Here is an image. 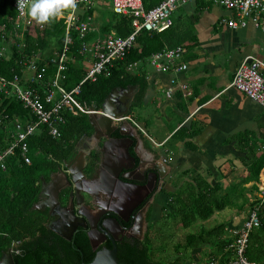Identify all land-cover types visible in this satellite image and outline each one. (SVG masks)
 Returning a JSON list of instances; mask_svg holds the SVG:
<instances>
[{"label":"trees","instance_id":"trees-1","mask_svg":"<svg viewBox=\"0 0 264 264\" xmlns=\"http://www.w3.org/2000/svg\"><path fill=\"white\" fill-rule=\"evenodd\" d=\"M14 1L0 0V27H7L8 36L9 31L14 29L10 22V17L16 16ZM162 1L144 0V4L147 9H151ZM95 9L89 10V15H93ZM111 11L113 16L108 24L102 29L91 32L88 39L104 37L113 32L123 37L132 33L131 19ZM45 32L48 42L60 45L46 56L49 57L54 51L63 48L66 19L59 15ZM189 34V30H181L178 26H173L161 33L142 31L137 39L138 46L134 47L124 60L117 62L108 74L98 76L95 81L88 80L81 86L80 94L74 96L77 114L73 112L66 114V122L61 127L62 139H54L47 127L41 126L40 130L29 139V155L32 164H25L19 151L8 159L7 171L0 172V261L15 242H20L21 251L20 254H14L16 264H82L83 262L90 264L94 260V255H88V245L87 247L76 242L74 246L72 242L66 241L47 226V215L34 209L41 191V177L48 176L51 170L55 169L58 161L71 160L76 153L79 141L84 136L93 135L94 129L85 111L89 109L101 111L105 100L114 89L136 87L137 93L131 109L142 107L148 91V72L144 66L150 65V58L156 52L167 47L174 49L186 46ZM46 39L40 40L28 34L23 35V40L19 39L21 42L19 48H14L12 58L0 61V81L4 78H13L15 75L21 77L24 71L21 61L39 52L42 54V51L46 50ZM71 39L72 54L77 61L82 60L78 35L73 32ZM0 43H2L1 38ZM135 62L139 63L141 71L133 73L128 70V65ZM55 72V68L50 66L44 79L49 81ZM86 75L82 68H77L71 63L66 88L72 90L84 80ZM32 87L38 86L34 83ZM17 120L23 123L34 122L36 117L15 97H7L0 93V146H4L5 141H12L10 132ZM196 134L197 131L183 128L174 135V138H190ZM237 141L239 151L247 154L244 164L250 169V178L244 182L257 181L264 169V150L261 151L258 145L259 141L264 143V134L258 137L252 132L241 133L237 136ZM187 147L195 149L190 142L187 143ZM193 174V180L198 183V190L172 193L168 205L173 209L170 216L184 229L190 228L199 219H209L215 212L223 211L231 205L227 196L219 195V191L222 190L220 185L213 186L205 183L203 181L205 178L203 179L197 171H193ZM260 216L262 224L250 236L247 257L252 262L264 263V210ZM225 229V224H221L209 231L203 229L199 235L190 234L187 236V244L193 248H198L201 244L210 245V247L219 244L222 251L223 246L227 247L231 242L227 239H219ZM52 242L57 248L52 247ZM52 253L56 255L52 256ZM152 254L147 241L144 246L130 247L125 256L119 257V262L122 264H185L180 258L167 263L156 261ZM83 255L84 258H82ZM211 255L221 256L222 264L230 259V254L225 251Z\"/></svg>","mask_w":264,"mask_h":264},{"label":"built area","instance_id":"built-area-1","mask_svg":"<svg viewBox=\"0 0 264 264\" xmlns=\"http://www.w3.org/2000/svg\"><path fill=\"white\" fill-rule=\"evenodd\" d=\"M103 0H74L75 7L70 4L62 10L61 17L66 19V35L63 48L54 51L49 57L43 58L39 52L31 58L21 61L24 68L22 76L15 75L10 79L0 81V93L7 97H15L23 103L35 117L36 121L20 122L15 121L10 132L12 141H5L4 146H0V172L7 171L8 159L20 152L25 164L31 165L32 159L29 155V139L41 128L46 126L49 134L57 140L62 139L61 127L66 122V114L73 112L77 114L74 103V96L81 92V86L88 80L95 81L103 74H108L119 61L126 58L127 54L137 47V39L142 31L161 33L174 26V15L176 11L191 3L199 1H210L214 5L229 12L231 16L223 18L221 24L231 29H241L253 27L264 32V0H163L158 6L147 9L144 0H111L114 13L131 19L133 31L126 37L116 33L107 36H99L88 39L91 32L97 31L94 28L95 16L89 15V10L96 8ZM24 6L14 1L16 16L10 17L11 25L15 31H24L25 24L30 19L28 7L31 0H23ZM78 35L81 42L79 53L83 57H90V68L84 80L72 90L66 88L68 80L69 65L75 61V56L71 52L72 33ZM6 26L0 27V38L6 41L8 38ZM23 40V35L18 36ZM5 47L0 43V61L5 59ZM187 53L185 46L177 48H165L154 53L150 58V66L157 71H172L180 73L189 69V64L183 61ZM139 65L138 62L128 65V70L133 71ZM55 68V75L49 80L44 76L48 68ZM25 71L31 74L25 77ZM38 87H32L33 84ZM172 87L166 92L171 97L176 92H182L186 97L189 92V85L186 82L180 83L172 79ZM232 87L237 88L249 99L253 100L264 108V60L248 56L241 63L235 72ZM90 113V111H85ZM129 119L139 126L130 116ZM154 144L158 145L155 141ZM257 198L253 205L249 207L247 216L240 227L231 230V241L225 252L230 254V259L224 264H264L252 262L247 257L250 236L258 229L261 222V213L264 210V179L257 184ZM20 242H15L11 251L13 254H20ZM204 264H222V257L210 255Z\"/></svg>","mask_w":264,"mask_h":264},{"label":"crops","instance_id":"crops-1","mask_svg":"<svg viewBox=\"0 0 264 264\" xmlns=\"http://www.w3.org/2000/svg\"><path fill=\"white\" fill-rule=\"evenodd\" d=\"M183 15H192L194 22H183ZM94 16L96 19V9ZM230 16L229 12L210 1L179 8L174 15V26L190 31L185 46L187 53L183 58L189 69L180 73L171 70L163 72L148 65L145 100L142 107L131 109L134 114H130L151 147L155 149V141L161 145L158 147L167 149L171 171L176 168L180 171L193 170L208 179L217 178L220 174L221 179L227 182L224 174L229 171L232 162L240 168L244 162L242 159L247 157L238 149L237 136L246 132L258 137L264 134V108L232 87L235 72L246 57L264 60V32L250 26L231 29L222 25L221 20ZM223 30L230 31L229 36H234L235 42L226 43L224 39L228 35L224 36L226 33H222ZM89 58L75 59L72 64L87 73ZM30 74L25 71L24 76L29 77ZM172 79L189 85L186 97L180 91L171 97L166 95L172 87ZM133 89L132 100L137 93V88ZM140 110L147 113L152 110L154 113L136 115V111ZM183 128L197 131V134L190 138H174ZM188 142L195 149L188 148ZM258 145L262 151L264 143L259 141Z\"/></svg>","mask_w":264,"mask_h":264},{"label":"flooded vegetation","instance_id":"flooded-vegetation-1","mask_svg":"<svg viewBox=\"0 0 264 264\" xmlns=\"http://www.w3.org/2000/svg\"><path fill=\"white\" fill-rule=\"evenodd\" d=\"M117 105L124 108L123 104ZM94 135L95 131L90 137L84 136L71 160L58 161L48 176L41 177V191L34 209L47 215L49 228L56 220H61L53 198L55 184L61 183L65 187L59 197L61 207L72 209L73 206L74 218L85 220V226L79 225L71 240L62 238L74 246L76 242L88 245V255L94 257L100 251L113 249L116 243L119 259L125 256L130 247L147 243L153 207L159 202L157 198L167 189L170 164L147 143L142 134L141 140L133 144L123 140L118 132L113 135L112 141L105 138L95 140ZM69 170L74 172V176L84 174L80 179L81 186L90 192L85 194V202L79 209L76 203L72 205L70 193L73 187L65 180ZM114 171L120 173L119 181L113 182L111 179ZM68 178L72 180V176ZM44 184L49 187L42 190ZM54 213L57 215L54 216ZM52 247L57 248L53 242ZM55 255L52 253V256Z\"/></svg>","mask_w":264,"mask_h":264},{"label":"rangeland","instance_id":"rangeland-1","mask_svg":"<svg viewBox=\"0 0 264 264\" xmlns=\"http://www.w3.org/2000/svg\"><path fill=\"white\" fill-rule=\"evenodd\" d=\"M110 2L111 0H104L98 3V6L96 8V24L93 25L94 28H104L113 16V13L111 11L112 5L110 4ZM56 18L48 23L40 24L34 18L30 17L29 21L24 26L26 30L18 32L14 29L10 30L9 36L6 41L4 42L1 40V46H4L6 49L4 52L5 59H11L14 48H19L18 46L21 42L19 40L20 38L17 37V35L26 36L28 34L35 39L44 40L47 37L45 31L54 24ZM186 20L194 22V18L192 17V15H183L182 21L187 22ZM178 21L179 20H177V23ZM222 33H226L224 36L228 35L224 39L226 43H229L230 41L235 42L234 36H231L233 38V41L229 36L230 31L223 30ZM190 43L192 44V42ZM58 46L60 47V45H57V43L47 41V46L45 48L46 50L44 52L42 51L43 58L45 59L46 56L51 51L57 49L56 47ZM226 49L228 50L230 48ZM223 58H225V55H223ZM144 68L147 69L148 67L144 66ZM135 71H141V66L138 65L132 72L135 73ZM244 99L247 100L246 97H244ZM93 110L94 109H89L88 111ZM140 111L141 112L136 111V115H142L143 113L147 116L154 113V111L152 110H150L149 113H147V111ZM154 147L155 151L161 157L167 159V149L157 146ZM237 159H240V157H238ZM245 160H247V157L242 159V161ZM233 166L234 168H232ZM193 175V170L180 171L178 168H176L175 170L173 169L167 180V189L164 190V193L157 198V201L159 202L153 207V214L151 216L149 227L148 244L150 247V251L151 253H153L152 255H154V259L156 261L167 263L180 258L185 264H204L212 253H223L226 249V246H223L224 249L222 250V252V247L219 244L211 247L210 245L203 244H201L198 248L189 247L187 244V236L190 234L199 235L203 229L209 231L210 229L215 228L221 224H225L226 229L219 239L229 240V237H231L232 235L231 230L236 229L242 225L244 218L247 216L249 207L253 205L257 198V184H261L262 179H264V169L262 170L261 175L257 181L249 180L248 182H244L245 180L250 178V169L244 164V162L242 163V167L240 168L238 166H235L234 162H232L229 171L224 174L226 175V179H228V182L227 180L224 181L223 179H221L222 176H220V174V177L218 176L214 179H208L207 177H205V179L203 178V181L207 184L210 183L213 186L220 185L222 187V190L219 191V195L221 197L227 196V198H229V200L231 201V205L223 211L215 212V214L209 219H199L190 228L184 229L176 224L174 219L170 216L171 213H173V209L168 205L170 201V195L172 193L189 191L194 192L198 190V183L193 180Z\"/></svg>","mask_w":264,"mask_h":264},{"label":"water","instance_id":"water-1","mask_svg":"<svg viewBox=\"0 0 264 264\" xmlns=\"http://www.w3.org/2000/svg\"><path fill=\"white\" fill-rule=\"evenodd\" d=\"M129 93L128 95H125ZM133 99V89H114L109 97L105 100L103 104V109L101 111H90L88 113L91 126L95 131L94 139L101 140L105 138L106 140H114L113 135L118 132L122 139L125 141H130L132 144L141 140V130L137 125H135L130 119V113L132 108V100ZM117 104H123L124 108H119ZM129 156H131L129 150L126 151ZM110 154H112L110 152ZM120 168L117 169V171ZM123 170V169H121ZM112 173L113 182L119 181L118 172ZM72 176V180H69L68 176ZM84 177L82 173L80 176H74V172L68 171L65 177V180L68 182L70 187H73V191L70 193V198L72 201V205L77 204V208L79 209L80 205L85 202V194H90L86 189L82 188L80 179ZM46 184L43 185L42 190H44ZM65 189V187L61 183H57L54 186V194L53 198L55 200V205L57 207V211H60V215L62 217L61 220H56L54 225H50V228L56 232L59 236L71 240L72 236L79 225L85 226V220L80 219L77 220L74 207L72 209H68V207H61L59 203V197L61 192ZM53 207H51V213H53ZM54 216L57 213L53 214ZM70 223L68 224V222ZM107 232L108 229H105ZM0 264H16L14 254L11 250H8ZM85 264V263H84ZM90 264H122L118 259L117 245L114 243L113 249L103 250L97 253L94 260Z\"/></svg>","mask_w":264,"mask_h":264},{"label":"clouds","instance_id":"clouds-1","mask_svg":"<svg viewBox=\"0 0 264 264\" xmlns=\"http://www.w3.org/2000/svg\"><path fill=\"white\" fill-rule=\"evenodd\" d=\"M18 4L23 7V0H18ZM69 4L75 7L74 0H31L28 11L38 23L45 24L61 15Z\"/></svg>","mask_w":264,"mask_h":264}]
</instances>
